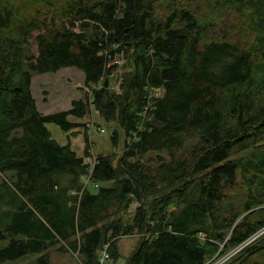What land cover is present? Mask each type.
Here are the masks:
<instances>
[{
	"label": "trees",
	"instance_id": "obj_1",
	"mask_svg": "<svg viewBox=\"0 0 264 264\" xmlns=\"http://www.w3.org/2000/svg\"><path fill=\"white\" fill-rule=\"evenodd\" d=\"M66 67L87 86L107 76L91 103L124 138L86 185L84 157L47 124L84 125L89 96L43 113L31 90L33 75ZM263 73L264 0H0V263L52 264L54 247L99 264L104 244L115 258L137 234L126 264H208L249 238L222 264H264Z\"/></svg>",
	"mask_w": 264,
	"mask_h": 264
},
{
	"label": "rangeland",
	"instance_id": "obj_2",
	"mask_svg": "<svg viewBox=\"0 0 264 264\" xmlns=\"http://www.w3.org/2000/svg\"><path fill=\"white\" fill-rule=\"evenodd\" d=\"M235 22H237V20H235ZM254 36L255 34H252L249 37V42L251 45H253L255 42ZM33 48L35 49L36 46L33 45ZM116 58H120L121 61L112 72L109 79L112 90L120 92L122 73L128 72V70H130V67L125 65L126 63L124 57L122 58L118 55L116 56ZM259 86L261 88L259 97L255 99L259 102L264 103V73L262 82L259 83ZM88 88L89 87L84 84L83 72L76 67H66L55 72L35 74L32 77L31 83L32 95L36 100L39 110L44 113L69 109L71 107L72 100L85 98V95L89 94ZM71 119L74 120V118ZM90 119L95 122L96 128L88 136L85 130V123ZM76 120L83 123L84 125L77 127L72 132L63 131L55 123H48L47 127L50 129L53 138H55L61 144L69 142L71 147L76 151L78 155H85V134L90 140L91 148L94 154L97 155L101 153H113L115 158H117L122 153L124 148V138L117 119L106 121L101 115H99L96 108L93 107L92 112H88L87 115H85L82 119ZM115 130L119 132V137L116 144L113 143L111 138L113 131ZM248 151H243L241 154H248ZM263 184L258 183L257 185H255L254 191L264 190ZM95 187L96 185L92 183H90V185L88 186L90 190L94 189ZM136 205L137 202H134L128 211L132 212ZM139 242L140 238L137 234L125 235L120 237L116 242L117 256L115 258L111 257L110 259H108L107 264H126L128 257L137 249ZM6 243L7 240L1 241L0 247L5 246ZM222 246L223 243L220 244L221 248ZM242 252L243 251L240 249H230L225 253H222L215 259L209 261L208 264L226 263L232 257L242 254ZM37 255L38 254L26 255L15 261L2 262L0 264H32L35 261ZM48 255L52 264H75L76 262H80L78 254L76 252L57 251L54 247L48 250Z\"/></svg>",
	"mask_w": 264,
	"mask_h": 264
},
{
	"label": "built area",
	"instance_id": "obj_3",
	"mask_svg": "<svg viewBox=\"0 0 264 264\" xmlns=\"http://www.w3.org/2000/svg\"><path fill=\"white\" fill-rule=\"evenodd\" d=\"M119 56H122V54H120ZM121 59L120 58H116L113 60V63L114 64H117L119 65ZM107 78L106 75H102L100 77V79L96 82V83H92L91 85L87 86L89 87L88 90H89V100H90V110L89 112H92V109L94 107L93 103H91V100H92V97H93V93L95 90H99L101 88H103L105 86L104 84V79ZM150 93H153V95H158L159 94V91L157 90H153L151 89L150 90ZM151 96H149V99H150ZM149 102V100H148ZM148 104H151L150 102ZM147 108V106H146ZM96 128V125H95V122L93 120H88L86 123H85V130H86V134L89 136L93 130ZM102 130V129H100ZM88 141H89V146L87 148V154L83 155L84 157V162L88 164V174H85L82 176V179L84 180V184H89L90 182V175H91V172H92V166L93 164L95 163V160H96V157L97 155L93 153L92 151V148H91V143H90V140L88 138ZM87 156V157H86ZM92 184H95L97 186V183L95 182H91ZM258 233H264V228H262L260 231H258ZM252 241V238H249L245 243L239 245L236 249H240L242 250L243 247L245 245H247L249 242ZM107 247H108V243L104 244V247L100 250V256H99V264H107V260L110 259V254L109 252L107 251Z\"/></svg>",
	"mask_w": 264,
	"mask_h": 264
},
{
	"label": "water",
	"instance_id": "obj_4",
	"mask_svg": "<svg viewBox=\"0 0 264 264\" xmlns=\"http://www.w3.org/2000/svg\"><path fill=\"white\" fill-rule=\"evenodd\" d=\"M104 84H105V86L108 85V80H107V78L104 79Z\"/></svg>",
	"mask_w": 264,
	"mask_h": 264
},
{
	"label": "crops",
	"instance_id": "obj_5",
	"mask_svg": "<svg viewBox=\"0 0 264 264\" xmlns=\"http://www.w3.org/2000/svg\"><path fill=\"white\" fill-rule=\"evenodd\" d=\"M31 83H32V81H31ZM36 105H37V103H36ZM37 108H38V105H37ZM39 109V108H38ZM41 111V110H40ZM42 112V111H41ZM44 113V112H43ZM46 113V112H45Z\"/></svg>",
	"mask_w": 264,
	"mask_h": 264
}]
</instances>
